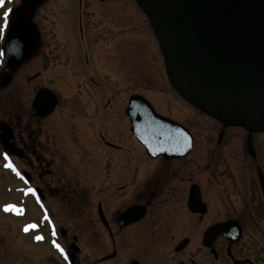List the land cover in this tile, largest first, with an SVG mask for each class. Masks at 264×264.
I'll return each mask as SVG.
<instances>
[{
  "label": "flooded vegetation",
  "instance_id": "af4514ba",
  "mask_svg": "<svg viewBox=\"0 0 264 264\" xmlns=\"http://www.w3.org/2000/svg\"><path fill=\"white\" fill-rule=\"evenodd\" d=\"M92 1L6 0L4 6L0 7V22H3V12L6 9L10 8L12 11L8 17L9 25L0 47V92L12 88L15 77L22 72L29 61L38 55L43 44L44 31L38 26L41 42L36 54L22 63L10 82L4 85V63L1 51L8 33L16 23L19 11L24 12L37 25L38 17L41 21L53 18L52 22L57 23L71 20L73 29H70L68 34L72 31L78 35L80 46L84 45L82 51L86 72H82V75L87 74L86 80L95 88L108 86L110 84L108 77L113 70L116 71V66L118 64L122 66V60L127 62L128 58L132 59L133 54L136 53L134 50L142 52L141 47H136L137 45L131 46V49L126 47L127 43L135 39L139 40L138 35H135L138 38H132L131 41L126 40L127 36L123 39L126 30L137 29L138 23L134 22L128 28L131 21L124 10L126 5H123L121 11L116 8L117 5H109L101 9L99 6L94 7L90 12L91 7L87 10L85 7ZM106 1L108 0H98L99 4ZM133 2L138 8L133 11L140 10L144 15L142 25L150 33L153 32L157 50L168 75L167 65L152 23L138 1L133 0ZM91 14L95 15L92 17ZM66 29H69V26ZM111 66L115 69L110 70ZM86 67H89L88 71ZM42 75L38 73L28 78L27 82L35 81ZM42 88L47 87L33 90L34 95L30 108L27 110V118L36 124L46 121L57 109L45 118L40 119L34 116V99ZM135 95L145 98L158 115L173 120L189 132L193 143L188 155H182L184 151L160 154L156 158L148 155L144 145L131 133V123L127 115L130 99ZM110 103H112L111 97L108 98L102 115L95 116L94 112L88 113L90 130L94 128L99 131L102 124L104 127H110V118L104 114ZM13 106L8 107L7 117L0 123L9 127L13 134L11 142L14 146L21 148L23 152L31 151V148L36 145V135L31 132L27 124L24 128L20 126L23 124V117L15 113ZM238 113L240 112L230 110L226 113L227 117L222 120L209 115L210 119L221 125L220 135L224 136L228 129L241 130L240 128L247 134V142L232 154L236 157L235 159H226V154L222 152L218 155L212 152L211 156L217 157L212 163V159L209 162L208 154L204 153L201 159L191 160L190 156L196 145V135L188 122H181L159 113L150 100L140 94L134 93L127 98L124 115L129 125V134L125 129L123 133L127 137L130 135L134 143H112L105 139L107 135L100 133L101 130L98 132L104 146L103 154L107 161L104 165L107 168L101 177L93 168L91 176L95 179L102 178V181L99 183L98 190H88L83 194L81 199L87 198L86 203L83 202L82 206L78 203L80 210L83 207L87 209V213H78L75 218L73 241L78 247V252L75 253L74 264H264V129L258 128L250 132L247 128L239 126L247 119ZM220 114L224 115L225 112L221 111ZM19 134L22 136L19 137ZM43 134L41 132L40 137ZM220 145V143L216 145V150H219ZM20 161L18 157L6 151L0 143V167L11 176L19 177V182L25 188L23 197L32 201L40 215L39 220H32V205L28 206V203L25 205L24 219L27 217V220H32L33 223L26 226L23 233L29 237H36V235L43 237V239H37V242L49 244L64 263L71 264L70 246L61 241V239L65 240V236L59 229L51 209L46 205L44 190L35 184L31 173L26 170L20 173L16 171V164ZM208 178H212L210 179L212 184H209ZM69 180L67 178V184ZM93 182L96 183L97 179ZM218 182H223L220 185L221 206L213 207L209 204L208 192L210 189L216 190L219 186ZM193 189L195 192L199 190V202L192 203ZM135 207H139L143 215L138 221L126 225L127 220L124 221L122 216ZM224 214H229L231 217L224 218ZM229 222L234 224L226 235H219L215 239L206 238L210 228ZM30 225L38 226L33 228L29 227ZM237 230L241 231V235L240 238L235 239ZM85 236L87 238L83 240ZM82 241H86L90 251L85 257ZM53 242L58 243L63 248V252ZM94 246L99 247V252L103 255H94L92 253L95 251Z\"/></svg>",
  "mask_w": 264,
  "mask_h": 264
},
{
  "label": "rangeland",
  "instance_id": "374dc122",
  "mask_svg": "<svg viewBox=\"0 0 264 264\" xmlns=\"http://www.w3.org/2000/svg\"><path fill=\"white\" fill-rule=\"evenodd\" d=\"M108 1L99 4L98 0H93L85 8L87 10L91 7L89 10L91 12L94 7L98 8L97 6L101 9L109 5H117L116 8L121 11L123 5H126L124 10L131 21L128 28L134 22L138 23V27L135 30H126L123 39L127 36L126 40L131 41L132 38H138L135 37L138 35L139 40L135 39L127 43L126 47L131 49V46L137 45L136 47L142 49V52L134 50L136 53L133 54L132 59L128 58L127 62L122 60V66L119 64L116 66V71L113 70L108 77L110 80L108 86L95 88L86 80L87 74L82 75V72H86L82 51L84 45L80 46L78 35L72 31L68 34V31L73 29L71 20L57 23L52 22L53 18H51L42 22L38 17V26L44 31L40 52L15 77L12 88L0 92V121L7 117L8 107L14 105L12 109L23 117V124L20 126L24 128L27 124L31 132L36 135V145L31 151L23 152L21 148L14 146L21 154L19 158L21 161L16 164V171L20 173L26 170L31 173L35 184L44 190L46 205L51 209L59 229L66 232L65 240L61 239V241L67 246L76 244L73 241V234L78 213H87V209L82 207L80 210L78 205L80 203L82 206V203L87 201V198L81 199V197L88 190H98L102 181V178L97 177V182H93L96 180L91 176L93 168L100 177L106 172L107 167L104 163L107 161L103 154L104 146L100 133L104 136L106 134L105 139L112 143H134L130 135L128 138L123 133L124 129L128 133L129 125L126 122L124 109L126 99L132 94L145 96L159 113L181 122L186 121L191 125L196 135V145L190 156L191 160L201 159L204 154H208L209 162L212 159L213 163L217 157H212V152L217 155L222 152L226 154V159H235L232 154L247 142V134L242 128L228 129L224 136L220 135L219 122L210 119L205 109L201 110L194 101L187 99L175 87L166 75L153 32L150 33L142 25L144 15L140 10L133 11L138 9L136 3L133 0ZM91 15L93 17L95 14ZM67 26L69 29H66ZM6 32L7 29L0 31V47ZM112 68L115 69L111 66L110 70ZM38 73L43 75L35 81L27 82L28 78ZM39 87H47L55 91L59 96L60 104L46 121L36 124L27 118V110L34 95L33 90ZM110 97L112 103L104 113L110 118V127L100 125V133H98L100 130L94 128L90 130L88 113L94 112L95 116L102 115ZM41 132L44 134L40 137ZM21 136L19 134V137ZM219 143L221 144L219 150H216V145ZM67 178L70 179L68 184ZM18 179V176L13 177L0 167V264H66L49 244L37 242L39 235L29 237L23 233L26 226L33 223L32 220H39L40 215L32 201L23 197L25 188ZM210 179L212 178H208L209 184H212ZM222 183L218 182L219 186L216 190L210 189L208 192L209 204L213 207L221 206L219 200L222 195L220 187ZM27 203L28 206L32 205L31 221L27 220V217L24 219L23 216ZM223 217L230 218L231 215L224 214ZM86 238L85 236L83 240ZM82 243L85 257L90 251L86 241ZM93 248L94 255H103L99 252V247Z\"/></svg>",
  "mask_w": 264,
  "mask_h": 264
},
{
  "label": "water",
  "instance_id": "95a60500",
  "mask_svg": "<svg viewBox=\"0 0 264 264\" xmlns=\"http://www.w3.org/2000/svg\"><path fill=\"white\" fill-rule=\"evenodd\" d=\"M137 1L152 23L175 87L212 117L222 120L227 117L226 113L235 110L247 119L240 121L239 126L250 132L264 129V0ZM40 42L37 24L19 11L1 51L4 85L22 63L36 54ZM58 104L57 95L42 88L34 99L33 114L40 119L48 117ZM221 111L225 114H220ZM127 115L131 133L150 157L178 151H184L182 155L189 154L193 143L189 132L173 120L158 115L143 97H131ZM0 131L2 147L21 158L11 142L13 134L9 127L0 123ZM25 176L28 178L26 173ZM199 199V190L193 189L192 203ZM142 213L135 207L122 218L127 220V225L138 221ZM232 224L234 222L210 228L206 238L226 235ZM237 231L235 239L241 235V231ZM62 234L65 236L66 232L62 230ZM76 251V244H72L71 264L75 263Z\"/></svg>",
  "mask_w": 264,
  "mask_h": 264
},
{
  "label": "snow or ice",
  "instance_id": "6c2138e0",
  "mask_svg": "<svg viewBox=\"0 0 264 264\" xmlns=\"http://www.w3.org/2000/svg\"><path fill=\"white\" fill-rule=\"evenodd\" d=\"M6 3V0H0V7H3L4 4ZM12 9H6L4 12H3V23H0V31H3V30H6L8 28V25H9V15L11 13ZM11 207H14V206H11ZM38 225H30L29 227H37ZM37 239H43V237H37ZM55 246L61 251L63 252V248H61V246L58 244V243H55Z\"/></svg>",
  "mask_w": 264,
  "mask_h": 264
}]
</instances>
